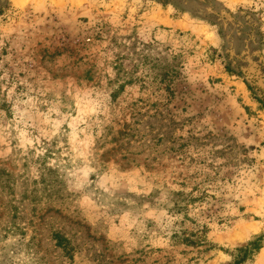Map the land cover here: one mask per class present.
<instances>
[{
  "label": "rangeland",
  "instance_id": "obj_1",
  "mask_svg": "<svg viewBox=\"0 0 264 264\" xmlns=\"http://www.w3.org/2000/svg\"><path fill=\"white\" fill-rule=\"evenodd\" d=\"M256 97L264 0H0V264H264Z\"/></svg>",
  "mask_w": 264,
  "mask_h": 264
},
{
  "label": "trees",
  "instance_id": "obj_2",
  "mask_svg": "<svg viewBox=\"0 0 264 264\" xmlns=\"http://www.w3.org/2000/svg\"><path fill=\"white\" fill-rule=\"evenodd\" d=\"M249 88L253 89V87H251L250 85H248ZM258 101L262 104L263 108H264V98H258ZM177 207H178V210H181L182 209V206H180V202H177ZM189 238V237H188ZM186 240H189V239H186ZM260 240H261V237H257L254 241H252L251 243H249L248 246H246L245 248H242V249H239V252H243V254L248 255L249 253H252L253 251L255 250H258L261 248V244H260ZM242 261V258L239 259V262ZM237 261V263H239Z\"/></svg>",
  "mask_w": 264,
  "mask_h": 264
},
{
  "label": "bare ground",
  "instance_id": "obj_3",
  "mask_svg": "<svg viewBox=\"0 0 264 264\" xmlns=\"http://www.w3.org/2000/svg\"><path fill=\"white\" fill-rule=\"evenodd\" d=\"M22 1H26V0H22Z\"/></svg>",
  "mask_w": 264,
  "mask_h": 264
}]
</instances>
